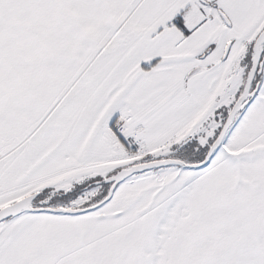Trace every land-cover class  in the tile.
I'll return each mask as SVG.
<instances>
[{"label": "rangeland", "instance_id": "obj_1", "mask_svg": "<svg viewBox=\"0 0 264 264\" xmlns=\"http://www.w3.org/2000/svg\"><path fill=\"white\" fill-rule=\"evenodd\" d=\"M158 2L0 0V210L41 192L34 180L7 179L8 163L14 158L8 153L15 133L24 127L17 121L30 111V92L38 89L34 79L41 69L51 65L53 54L65 58L73 45L87 46L82 35L88 30L108 28L105 24L118 28L117 17L127 14L126 3L135 20ZM245 77L246 73L242 89ZM206 144L210 147L211 142ZM184 162L198 164V159ZM88 182L62 183L53 191L69 193ZM106 193V185L95 186L72 203L59 199L49 208H89ZM0 264H264V73L257 98L238 118L208 168L172 167L136 176L92 214H28L5 221L0 224Z\"/></svg>", "mask_w": 264, "mask_h": 264}, {"label": "crops", "instance_id": "obj_2", "mask_svg": "<svg viewBox=\"0 0 264 264\" xmlns=\"http://www.w3.org/2000/svg\"><path fill=\"white\" fill-rule=\"evenodd\" d=\"M205 3L159 0L135 20L126 3L118 28L105 24L108 28L88 30L82 35L87 46L73 45L65 58L53 54L51 65H41L34 79L38 89L30 92L29 108L24 96L30 111L17 121L24 127L8 153L14 156L8 181L46 182L37 188L43 192L62 183L108 178L138 164L143 159L125 158L136 142L146 157L157 159L192 141L208 145L242 90L253 44L264 27V0H220L214 8ZM118 118L126 121L123 137L112 130Z\"/></svg>", "mask_w": 264, "mask_h": 264}, {"label": "water", "instance_id": "obj_3", "mask_svg": "<svg viewBox=\"0 0 264 264\" xmlns=\"http://www.w3.org/2000/svg\"><path fill=\"white\" fill-rule=\"evenodd\" d=\"M201 3L206 4L205 0H200ZM220 16L224 23L231 27V23L229 19L223 14L220 13ZM232 45L229 44L227 46L225 52V60H227ZM264 29L257 37L251 56V68L247 75L243 92L239 99L236 101L232 110L229 112L226 122L217 137L214 144L209 148L207 156L202 163L198 164H187L184 161L180 160H173V159H161L155 160L148 163L142 164H133L130 165L120 171H118L115 175H112L109 178L103 179L102 183H96L95 185L102 186H110L109 193L107 197L101 201L100 203L89 207V208H81V209H53L49 208L50 201H43L39 204V207H35L34 203L40 198V193L33 194L28 196L4 209L0 210V224L9 221L12 219H17L22 215L28 214H49V215H60L66 217H80L83 215H88L97 212L99 209L104 207L105 205L109 204L115 195L117 189L126 183L128 180L143 175L148 172L163 170L167 168H178L183 171H202L209 167L211 161L214 159L216 153L221 149L223 146L228 134L230 133L231 129L236 124L238 118L246 112V110L250 107L252 102L257 98L261 84H257L255 89L253 90L255 81L258 77H261L264 73ZM65 193V192H64Z\"/></svg>", "mask_w": 264, "mask_h": 264}, {"label": "trees", "instance_id": "obj_4", "mask_svg": "<svg viewBox=\"0 0 264 264\" xmlns=\"http://www.w3.org/2000/svg\"><path fill=\"white\" fill-rule=\"evenodd\" d=\"M179 24H180V21H177L176 25L178 26V28L181 31H183L184 35L187 36L188 34L186 33V31H184V28L182 26H180ZM254 44H255V42H254ZM254 44H253V47H254ZM253 47H252V50H253ZM252 50H251V55H250V59H249V67H248V70L246 72L245 80H246L247 75H248L250 68H251ZM263 58H264V56H263ZM155 64H156V62L153 63L152 65L146 67V68L151 69ZM262 81H263V75L256 79L253 90L255 89L256 85L261 84ZM242 91H243V89H242ZM227 117H228V115H226V117L224 118L223 125L220 127V129L218 131H216V133L214 134V137L210 138V141H209V142H211L210 147L214 144L217 137L219 136V134H220L225 122H226ZM200 143H201L200 141H192L190 143H186L185 145L174 147L173 149L170 150L169 154L167 155V157L165 159H173V160H180V161H184V159H198V163H202L205 160L210 147L203 146ZM150 159L151 158L146 157L142 161H140L138 164L155 161V160H150ZM161 159L162 158H158L156 160H161ZM115 174H113V175H115ZM102 182H103V179L92 180V181H89L88 183H84L82 185L76 186L69 193H64V192L63 193L62 192L56 193L53 190H45L41 193L40 198L37 200V203L43 202V201L52 202V201L59 200V199L64 200L65 203H72L75 200H77L78 198H80L83 194H85L86 192H88L92 188H94L96 186L95 185L96 183H102ZM107 187H108V189H110V186H107ZM107 195H108V193H106L104 196H102V198L99 199L98 203L103 201L107 197ZM85 208H88V207L85 206Z\"/></svg>", "mask_w": 264, "mask_h": 264}, {"label": "built area", "instance_id": "obj_5", "mask_svg": "<svg viewBox=\"0 0 264 264\" xmlns=\"http://www.w3.org/2000/svg\"><path fill=\"white\" fill-rule=\"evenodd\" d=\"M112 130L117 137H123L127 132L126 121L121 118L116 119L113 123ZM141 145V142H136L134 145L135 148L125 153L126 160L134 162L144 157L145 154L141 151Z\"/></svg>", "mask_w": 264, "mask_h": 264}, {"label": "flooded vegetation", "instance_id": "obj_6", "mask_svg": "<svg viewBox=\"0 0 264 264\" xmlns=\"http://www.w3.org/2000/svg\"><path fill=\"white\" fill-rule=\"evenodd\" d=\"M39 204H40V202L37 203V201L34 203L35 207H39Z\"/></svg>", "mask_w": 264, "mask_h": 264}]
</instances>
